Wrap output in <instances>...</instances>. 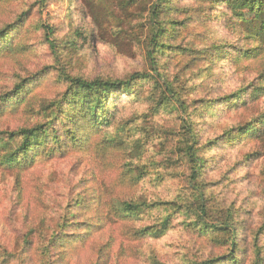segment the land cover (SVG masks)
<instances>
[{
    "label": "rangeland",
    "instance_id": "374dc122",
    "mask_svg": "<svg viewBox=\"0 0 264 264\" xmlns=\"http://www.w3.org/2000/svg\"><path fill=\"white\" fill-rule=\"evenodd\" d=\"M160 1L0 0V264H264V33L235 0H163L156 23ZM134 74L82 146L13 163L4 133L62 135L67 77Z\"/></svg>",
    "mask_w": 264,
    "mask_h": 264
},
{
    "label": "trees",
    "instance_id": "16d2710c",
    "mask_svg": "<svg viewBox=\"0 0 264 264\" xmlns=\"http://www.w3.org/2000/svg\"><path fill=\"white\" fill-rule=\"evenodd\" d=\"M169 1V0H167ZM216 1V0H212ZM228 2L230 0H227ZM239 7L247 9L250 13H253L255 16L254 18L261 26V29L258 31L257 35L262 36L264 33V0H235ZM163 0L158 2V5L153 6L154 11L150 13L153 21L157 23L159 14L161 12L160 5H162ZM159 22V21H158ZM157 30H159L157 28ZM45 32V40L47 44L52 48L55 52L57 51L56 44L53 40V28L49 25L44 27ZM175 33L170 35L172 38ZM3 36V37H2ZM159 34V38L162 37ZM156 37V36H155ZM2 38V39H1ZM9 40V34L5 33V29L0 30V41ZM84 40L86 37H83ZM253 42L258 43L257 40ZM66 44V42L64 43ZM224 44L219 48L217 51H221V54H224ZM0 48H2L0 44ZM166 48L165 45L157 43V40L152 42V52L153 56L156 52H162ZM56 49V50H55ZM147 77H143V75L134 74L132 75L129 80L127 81H111V80H94V81H86L82 78H74V77H67L66 80L68 82V88L66 93L61 101H57L51 103L50 107L55 114H59L57 118V123L62 122L65 123V128L62 135H58L57 130L55 129L54 125V117L53 119L47 121L45 124H41L32 128H24L19 129L14 132L4 133L7 139L9 140H18V144L16 145V154L21 155L13 160V163L20 164V162L25 161L28 162L32 157V153L34 150L43 149L46 143H53L57 144V149L59 150L61 145H66L69 143V146L77 147L82 146L84 142L88 140L86 136V132L90 130H100L101 126L103 125V120H107L108 117L105 113L106 108L104 107V102H108L110 96L115 93L116 91L125 90V92L133 90L130 88L131 85L134 86V83L137 81H143ZM29 81V80H28ZM26 81V82H28ZM18 85L16 88V93H20L21 90L24 88L25 84ZM10 94V93H9ZM9 94L5 95L3 99L9 96ZM232 96H227L223 101H230ZM63 105V103H65ZM264 122V121H261ZM255 122L247 129V131H243L242 134L245 135H255L258 131V128L254 126ZM192 133V132H191ZM192 146L188 147V150H191ZM193 155V152H191ZM10 162V161H9ZM204 161L198 163V165H203ZM198 170L196 168L193 170L195 173ZM195 179V176L193 177ZM197 178V176H196ZM64 234V233H63ZM63 242L66 241V238L63 237ZM259 254V251L256 255ZM236 253L233 252L230 255V260L235 262L237 257L235 256ZM257 261L255 264L261 263L260 255L257 256ZM217 260H211L206 262L205 264H214Z\"/></svg>",
    "mask_w": 264,
    "mask_h": 264
}]
</instances>
